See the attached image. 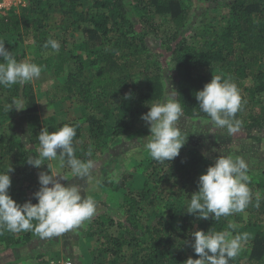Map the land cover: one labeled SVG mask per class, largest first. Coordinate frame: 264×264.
Masks as SVG:
<instances>
[{
	"label": "trees",
	"instance_id": "16d2710c",
	"mask_svg": "<svg viewBox=\"0 0 264 264\" xmlns=\"http://www.w3.org/2000/svg\"><path fill=\"white\" fill-rule=\"evenodd\" d=\"M201 2H215L223 20L205 23V11L196 6ZM53 17L61 34H53L49 22ZM199 25L203 28L197 31ZM69 32H79L80 40L71 37L81 52L70 49V69L58 90L63 98L82 105L85 114L48 130L74 126L76 155L81 159L89 158L88 152L91 159L93 154L97 157L96 152L146 125L141 115L149 110L148 104L164 101L167 95L175 96L183 115L208 118L195 93L213 76L238 88L242 107L235 119L247 134L264 129V105L255 109L264 102V0H28L26 6L0 16V40L6 35L31 36L37 54L49 38L62 36L63 42L68 41ZM198 37L202 39L191 42ZM15 58L22 61L23 55ZM249 77L253 85L244 83ZM168 78L173 90L167 87ZM13 97H23L28 106L6 113L3 105ZM38 111L32 82L0 87V172L12 166L9 194L20 204L37 203L33 194L40 187L38 173L50 171L46 163L36 168L27 162L30 153L35 155L43 129ZM226 136L218 133L217 139ZM203 151L187 144L169 163L148 160L138 187L126 188L113 213H100L88 222L87 235L95 239L91 264H184L189 257L198 258L190 233L222 231L230 222L211 216L197 219L184 210L198 190L203 169L214 163L213 156L208 160ZM112 161H117L115 156ZM262 175L261 180L250 177L248 185L253 193L246 209L248 222L257 229L247 250L242 248L229 264H264ZM124 177L118 189L126 185ZM35 235L0 229V249H14V258L8 260L13 262L28 252L27 244Z\"/></svg>",
	"mask_w": 264,
	"mask_h": 264
},
{
	"label": "clouds",
	"instance_id": "9594fccd",
	"mask_svg": "<svg viewBox=\"0 0 264 264\" xmlns=\"http://www.w3.org/2000/svg\"><path fill=\"white\" fill-rule=\"evenodd\" d=\"M43 47L58 51L60 44L49 38ZM0 61V87L3 88L28 84L39 79L42 73V66L34 62L18 61L3 40H0ZM195 96L200 111L212 125L226 129L229 134L239 130L241 122L235 117L242 107V98L234 83L213 76ZM148 105L149 110L141 115L150 130L144 138V150L154 161L169 163L179 155L189 135L177 124L183 107L174 95ZM27 106L23 97H13L10 103L3 105V110L8 113ZM75 136V127L68 124L51 132L44 127L38 134L39 146L34 156L33 152L27 156V162L36 168L46 163L50 171L38 173L40 187L33 194L37 203L31 200L17 203L9 194L12 166L0 172V229L12 233L31 231L50 239L91 221L96 213L95 200L86 196L79 184L61 182L72 178L86 180L88 192L95 191L100 184V179L93 174L95 162L90 158L91 152L87 153V159L76 155ZM202 154L207 156L206 152ZM248 172V163L242 157L219 154L199 176L198 190L191 194L184 210L197 219L211 216L215 221L244 213L253 200ZM111 179L119 181L115 175ZM259 200L257 195V207ZM236 227L229 222L222 231L210 228L207 232L202 229L191 232V247L198 258L189 257L184 264H229L240 254L247 239L246 235L233 234Z\"/></svg>",
	"mask_w": 264,
	"mask_h": 264
},
{
	"label": "rangeland",
	"instance_id": "374dc122",
	"mask_svg": "<svg viewBox=\"0 0 264 264\" xmlns=\"http://www.w3.org/2000/svg\"><path fill=\"white\" fill-rule=\"evenodd\" d=\"M196 6H199V8L201 6L200 10L205 11V14H203L205 23H208L210 20H223L221 19L222 11L215 2H201ZM7 12L4 10L0 13V16L6 15ZM55 19L53 17L49 20L53 34H61L55 26ZM157 21L162 22L163 20L158 17ZM202 28L199 25L197 31L202 30ZM71 36H74L75 40H80V37H78L79 32H69V40L66 42L61 40L62 36H57L56 40L60 44L59 50L53 51L50 48H42L39 49V54L36 53L38 49L34 45V39L31 36L20 38L17 35H6L1 39L5 41V47L14 56L23 55L22 61L34 62L42 66L40 78L32 81V83L38 98V112L43 128L46 127L48 129L50 126H57L64 121L74 120L85 114L82 105L78 104L75 100L63 98L62 92L58 90V87L66 80L70 69V49H75L76 53L81 52L80 49H76V44L72 42ZM200 39L202 38L198 37L195 40H191V42L195 41L197 43ZM244 83L246 85H253L250 77ZM167 87L169 90H173L174 85L171 78H168ZM56 96L58 97L55 98ZM258 103V107L255 108L257 110L264 105L262 101ZM249 111L250 106L245 114L248 115ZM177 124L185 134H189L185 145L188 144L190 147L197 146L201 148L204 150V153H207L206 159H208L209 155L214 158L219 154L232 155L234 158L242 157L248 163L249 176L255 180L263 178L264 129L250 136L245 131L243 125H240L237 132L229 134L226 129H218L212 125L208 118H191L185 115L181 116ZM88 128L89 125L86 124L85 130ZM218 133L221 135L226 134L227 136L218 140ZM149 134V128L141 124L133 134L125 137L122 136L108 145V147H105L107 151L104 149L103 151L96 152L97 157L92 153L95 162L93 174L100 179V184L95 191L88 192L87 181L83 179L72 178L61 181L65 185L72 183L79 184L84 190V194L95 200L96 213L92 219L103 212L112 214V207L118 206L121 203L126 188L135 189L138 187L144 166L151 158L143 147L144 138ZM114 156L117 160L116 162L112 161ZM206 163L207 160L204 164ZM64 171L68 170L65 169ZM203 171L205 172L206 170L203 169ZM114 175L119 177V181L124 176H129L124 177L127 179L126 185L121 189L117 188L119 181H112L111 178ZM222 218L229 219L231 223L237 226L236 234L246 235L247 239L244 240L242 248L247 250V241L251 240L257 229L256 226L249 225L248 212L245 210L244 213ZM87 225L88 222L79 228L68 230L60 236L50 239L41 238L40 236L36 237L37 235H35L33 241L27 244L29 246L28 252H25L22 258H18L13 262H9L8 260L14 258L11 256L14 253V249H0V264H48L51 260L62 258L70 259L74 264H91L92 257L90 253L95 246V239L88 237Z\"/></svg>",
	"mask_w": 264,
	"mask_h": 264
},
{
	"label": "built area",
	"instance_id": "2783aa9c",
	"mask_svg": "<svg viewBox=\"0 0 264 264\" xmlns=\"http://www.w3.org/2000/svg\"><path fill=\"white\" fill-rule=\"evenodd\" d=\"M28 3V0H0V13L4 10L7 12L12 8L18 9V7H24ZM48 264H74L70 259H56L51 260Z\"/></svg>",
	"mask_w": 264,
	"mask_h": 264
}]
</instances>
